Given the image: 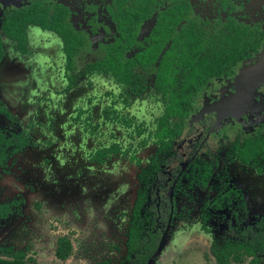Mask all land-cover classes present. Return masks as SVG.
<instances>
[{
  "label": "rangeland",
  "instance_id": "374dc122",
  "mask_svg": "<svg viewBox=\"0 0 264 264\" xmlns=\"http://www.w3.org/2000/svg\"><path fill=\"white\" fill-rule=\"evenodd\" d=\"M25 1L0 0V7L20 6ZM172 1L159 0L161 7ZM190 1L193 7L210 11L213 21L236 18L253 24V28L260 26L264 32V0ZM45 2L70 8L84 46L69 72L64 62H59L64 58L56 35L54 41L49 35L35 33L34 60L24 59L21 63L31 71L29 80L22 81L24 72L16 60L7 74L8 83L18 88L17 92H6L3 81L7 62L0 67V102L13 115L11 124L0 116V126L5 133L25 135L29 142L9 157L5 169H0V203L18 202L12 215L0 220V248L22 253L25 264H129L127 230L141 189L137 177L148 167L157 148L153 134L163 113L161 99L149 86L146 94L123 106L115 100L122 90L111 76L84 71L85 65L99 60L105 47L116 39L115 24L107 12L113 0ZM197 17L198 10H193L187 21ZM153 18L154 14L136 28L137 42L124 61L147 47ZM262 57L264 43L248 63ZM136 72L151 84L155 67L136 68ZM69 77H75L72 87L68 86ZM234 79L226 81L233 86ZM204 104L200 111L206 109L209 100ZM263 119L264 85L257 88L252 113L211 118L209 121L216 124L204 143L214 150L236 137L253 135L256 129H264ZM193 120H186L185 132L192 129ZM178 144L176 141L174 146ZM113 145L117 151L98 160L100 153ZM192 154L204 157L205 146ZM227 170L231 184L244 195L250 214L247 223L264 218V179L254 176V169L238 160L228 164ZM152 202L153 198L147 205ZM181 203L182 211L169 220L149 264H216L210 254L217 235L213 223L201 221L198 203ZM61 238L71 245L65 261L55 257ZM248 262L246 259L243 264Z\"/></svg>",
  "mask_w": 264,
  "mask_h": 264
},
{
  "label": "flooded vegetation",
  "instance_id": "af4514ba",
  "mask_svg": "<svg viewBox=\"0 0 264 264\" xmlns=\"http://www.w3.org/2000/svg\"><path fill=\"white\" fill-rule=\"evenodd\" d=\"M34 5L37 10L45 9L48 18L60 15L63 26L78 38L79 46L72 56L71 68L67 66L63 40L54 30L27 23L22 46L16 38L6 33L4 25L7 19L14 12ZM193 10H198L199 17L187 21ZM107 12L114 21L116 39L105 47L99 60L86 64L84 71L111 76L122 90L115 100L123 106H128L133 98L146 94L149 86L160 96L163 106V113L157 120L153 134L157 142L156 151L148 167L137 177L141 189L136 195L133 208L139 194H143L140 217L144 228L153 234H159L161 244L169 220L179 215L178 212L184 206L181 202L184 201L198 203L197 210L201 221L204 224L213 223L217 235L212 246L221 241H228L233 245L247 239L249 234L257 233L264 224V218L257 217L253 224L247 223L250 214L244 195L231 184L227 166L238 160L251 166L255 171L254 176L264 179V129H256L253 135L236 137L214 150L204 140L216 124L209 121L211 118L222 119L238 116L246 111L253 112L257 88L264 85V57L256 62H248L263 47L264 32L261 27L253 28V24L236 21V18H228L221 23L213 21L210 11L193 7L190 0H174L165 7H161L159 0H113ZM153 14L149 44L124 61L123 58L137 42L136 28L151 19ZM0 15V67L7 62L4 67L7 69L6 79L3 81L6 92L19 90L8 83L7 74L12 70L11 63L16 60L21 66L24 59L30 62L34 60L35 33V36L49 35L53 40L56 35L64 58L61 61L57 55V60L64 62L66 71H73L74 61L84 46V39L75 28L76 21L70 8L60 4L49 6L45 0H26L20 6H1ZM8 45L10 49L7 48ZM150 67H155L151 84L146 82L142 74L136 72V68L148 70ZM21 68L24 72L22 81L27 82L31 71L28 67ZM232 77L235 78V86L226 81ZM74 82L75 77L68 78L69 87ZM206 100H209V104L204 111H200L202 106H206ZM258 110L261 112V109ZM0 116L4 122L12 123L13 115L1 102ZM191 118H194L192 129L185 132V122ZM0 131L12 141H17L18 138L27 140L24 146L17 147L15 143L7 148L0 163V169L3 170L9 157L27 147L29 142L28 137L23 134L5 133L1 126ZM176 141L179 142L177 147L174 146ZM202 146H205L204 157L192 154ZM14 148L16 149L13 152ZM155 165L157 170H153ZM153 183L157 186L152 187ZM151 198L153 202L147 205ZM9 203H15L12 207L13 213L18 202L11 201L0 205ZM9 216L0 220H6Z\"/></svg>",
  "mask_w": 264,
  "mask_h": 264
},
{
  "label": "trees",
  "instance_id": "16d2710c",
  "mask_svg": "<svg viewBox=\"0 0 264 264\" xmlns=\"http://www.w3.org/2000/svg\"><path fill=\"white\" fill-rule=\"evenodd\" d=\"M37 24L43 29L54 30L63 40V50L67 58L68 68L72 67V56L75 54L79 46V40L75 35L69 32L61 23V16L56 15L51 18L47 17V11L43 8L34 6L14 12L4 25V29L8 35L16 38L18 44L22 46L25 24ZM16 143L17 147L27 144L25 138H18L17 141L7 139L0 131V163H2L7 148ZM16 148L12 151L14 152ZM116 147L112 146L108 150L100 153L98 160L104 158L109 152H115ZM157 164L156 161H154ZM157 170V165L153 167ZM144 195L139 194L138 199L132 211L131 220L127 230V246L130 253L129 264H147L155 255L160 244V235L153 234L144 228L143 220L140 217V210L143 205ZM15 203L0 205V219H5L12 213V207ZM152 230V228H151ZM216 264H243L249 259L248 264H264V224L257 233L248 235V238L230 245L228 241L215 243L210 250ZM71 253V245L66 238L58 241L55 251V257L61 261H65ZM0 264H25L24 255L22 253L12 254L10 248H0ZM97 264H109L106 261Z\"/></svg>",
  "mask_w": 264,
  "mask_h": 264
}]
</instances>
